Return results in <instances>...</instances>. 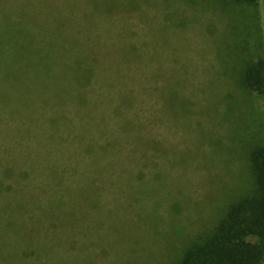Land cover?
Here are the masks:
<instances>
[{
    "label": "rangeland",
    "instance_id": "1",
    "mask_svg": "<svg viewBox=\"0 0 264 264\" xmlns=\"http://www.w3.org/2000/svg\"><path fill=\"white\" fill-rule=\"evenodd\" d=\"M222 6L0 0V264H171L212 227L264 143L259 19Z\"/></svg>",
    "mask_w": 264,
    "mask_h": 264
},
{
    "label": "trees",
    "instance_id": "2",
    "mask_svg": "<svg viewBox=\"0 0 264 264\" xmlns=\"http://www.w3.org/2000/svg\"><path fill=\"white\" fill-rule=\"evenodd\" d=\"M218 1L223 3L222 11L245 7L253 12L256 22L259 19L254 30L258 31L254 37L255 52H244L238 42V34H235V44L244 64L241 87L264 96V27L260 22V0ZM93 80L87 77L79 78L78 81L84 86L86 83L92 85ZM53 83H59V80ZM68 89L65 85L59 93ZM246 162L249 175L245 179V187L225 196V202L212 227L187 240L171 264H264V143L251 148ZM4 175L15 177L12 171ZM3 189L4 184L0 181V190Z\"/></svg>",
    "mask_w": 264,
    "mask_h": 264
}]
</instances>
